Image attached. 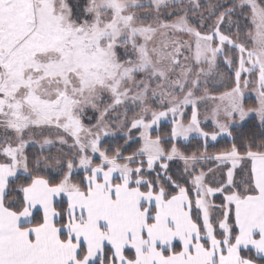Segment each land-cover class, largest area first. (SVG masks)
<instances>
[{
	"label": "snow or ice",
	"instance_id": "snow-or-ice-1",
	"mask_svg": "<svg viewBox=\"0 0 264 264\" xmlns=\"http://www.w3.org/2000/svg\"><path fill=\"white\" fill-rule=\"evenodd\" d=\"M0 264H264V0H0Z\"/></svg>",
	"mask_w": 264,
	"mask_h": 264
},
{
	"label": "rangeland",
	"instance_id": "rangeland-1",
	"mask_svg": "<svg viewBox=\"0 0 264 264\" xmlns=\"http://www.w3.org/2000/svg\"><path fill=\"white\" fill-rule=\"evenodd\" d=\"M185 39H187V37H185ZM223 90H224L223 88L220 89V91H223ZM248 103H249V105L251 106V105L254 103V101L250 99V100L248 101Z\"/></svg>",
	"mask_w": 264,
	"mask_h": 264
},
{
	"label": "trees",
	"instance_id": "trees-1",
	"mask_svg": "<svg viewBox=\"0 0 264 264\" xmlns=\"http://www.w3.org/2000/svg\"><path fill=\"white\" fill-rule=\"evenodd\" d=\"M195 148H196V145H195V142H193V145H192V147H191L189 150H190V151H194Z\"/></svg>",
	"mask_w": 264,
	"mask_h": 264
}]
</instances>
